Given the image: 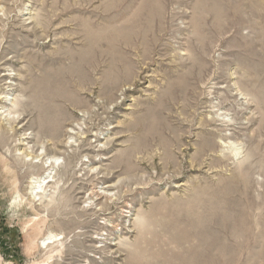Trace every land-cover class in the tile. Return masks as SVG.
Listing matches in <instances>:
<instances>
[{
	"label": "rangeland",
	"instance_id": "1",
	"mask_svg": "<svg viewBox=\"0 0 264 264\" xmlns=\"http://www.w3.org/2000/svg\"><path fill=\"white\" fill-rule=\"evenodd\" d=\"M111 2L0 0V264H129L140 226L191 209L211 264H264V0H127L121 18ZM49 69L66 91L32 125L17 106Z\"/></svg>",
	"mask_w": 264,
	"mask_h": 264
},
{
	"label": "bare ground",
	"instance_id": "2",
	"mask_svg": "<svg viewBox=\"0 0 264 264\" xmlns=\"http://www.w3.org/2000/svg\"><path fill=\"white\" fill-rule=\"evenodd\" d=\"M93 1L94 0H92V2ZM126 2H127V0H112L111 4H109L108 10H110L111 13H113L112 15H116L117 17L121 18L123 15H125L127 13L126 12L127 5L125 4ZM155 8H158V6H154V9ZM152 12H153V10H152ZM92 26H93V23H88V27L85 28V30H84L85 36L83 37V38L86 37V40H85L86 43L88 41H90L89 44H91V46L90 47L88 46L87 47L88 49L85 51V54H88V53L90 54V59L89 58L82 59L80 62L81 63L80 66H79V64H77V66L81 68V72L83 71V73L85 75H87V74L84 72V69H87V66L91 67L93 69H95L98 66H101V53L99 50H100V45H101L100 42H101L102 32H101V28L99 26H97V24H95L94 27H92ZM132 27H133L132 25L131 26L128 25V28H126V29H128V31H129V30H132ZM142 37H144L143 39L146 38L145 40L142 39V41H144V43L147 45L146 46L147 55L145 53V58L149 59L150 55H152V51L148 50L149 49L148 48V42H149L148 38H150V37H149V34L144 32V31H142ZM126 40L130 44V40H129L128 35L126 36ZM152 47H155V42L152 45ZM115 54H116V52H115ZM63 55L66 58H68V60L69 59H71L72 61L74 60L72 53H70L68 51H66ZM119 57L121 58L122 55L120 54L117 58H119ZM78 60H80V59H78ZM51 62H54V60L51 59ZM56 62L57 63H63L64 60L59 59ZM67 69H69V68H67ZM67 69H62V71L59 70L57 73L54 70H50V69L47 72H44L43 75H45V76L40 81L38 80L36 82V84H34V86L32 87V91H31L32 95L24 103L18 104L17 108L22 107V108L27 109L28 107H30V108L33 107L32 109L36 113V116L34 117V120L32 122L30 121V123L32 125L33 124L35 125L37 123L40 124V122L42 124V118H41L42 115L45 117V119L43 117V119H44L43 122H46L48 124L52 121L53 114H54L53 111H54V104H55L56 95L57 94L62 95L65 93L64 91H66L65 90L66 87L64 86V82L66 79L65 76L67 75L66 74ZM123 71H124L123 72L124 74H123L122 79L124 81H130L136 75L135 71L130 67H128V68L124 67ZM7 76L10 80H12V78L9 75H7ZM60 76H62V77H60ZM62 81H64V82L61 83ZM10 84H11L10 87H13L12 83H10ZM5 100L6 99H4V98L0 99V105L2 106V109H6L5 112L7 113V110H8L7 108L9 105H8V101L5 102ZM2 115H3V113H2ZM38 115L40 118H38ZM9 118H10V116H9ZM19 120H20V118H18L16 121H19ZM6 122H9L8 119L6 120ZM43 124H45V123H43ZM5 125H7V124H5ZM2 127H4V126L2 125ZM9 137H10L9 133L6 131H3L2 135L0 137V142L3 143V142H6L7 140L9 141V139H8ZM29 139L30 138H27L26 141ZM26 151H28V150H26ZM53 159H54V157L49 159L51 161L50 167H54V163L52 162ZM92 195H97V197L102 198L103 194L100 195L97 192H95V193L93 192ZM206 207L207 206L203 207L202 209L204 210ZM196 209L199 211L200 208H196ZM191 211L194 214L192 217L193 219L191 220V223L189 222L188 224H186V226L184 225V227H183L182 226L183 223L181 224V223L175 222L174 224H172L171 228L167 229V227H166L164 230H161V232L158 234V236L155 233H154V235L151 234L152 236H154L152 238H148L150 232L149 231L147 232V230H149L147 228H149V227H146V225H144L141 228V226H140L139 227L140 228V235H141L140 237L142 239H140L134 245L132 251L130 252V255H131L133 261L129 262V264H211L212 259L214 257L213 256L214 246H213V243L211 244L212 241H211V237L208 236L209 233H207L209 230H204V231L200 232V229H199V227H201V225L203 223L202 217H204L205 213H204V211H203V213L197 211L198 213H197V218H196L195 217L196 211L194 212L192 209H191ZM202 214H203V216H202ZM159 217L163 218L164 216L162 214H159ZM148 218L151 219V218H153V216L148 214ZM177 221H179V220H177ZM168 234H170L171 236H168ZM54 243H55L54 239L52 238V239H50V243L48 245H51ZM200 248H201V250L203 248L208 249V250H207V252L206 251L202 252L199 250Z\"/></svg>",
	"mask_w": 264,
	"mask_h": 264
}]
</instances>
